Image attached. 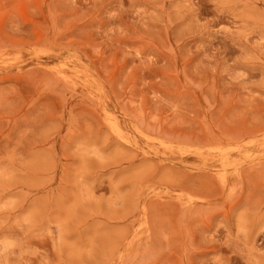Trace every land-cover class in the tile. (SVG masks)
Instances as JSON below:
<instances>
[{
	"label": "rangeland",
	"instance_id": "374dc122",
	"mask_svg": "<svg viewBox=\"0 0 264 264\" xmlns=\"http://www.w3.org/2000/svg\"><path fill=\"white\" fill-rule=\"evenodd\" d=\"M0 264H264V0H0Z\"/></svg>",
	"mask_w": 264,
	"mask_h": 264
}]
</instances>
